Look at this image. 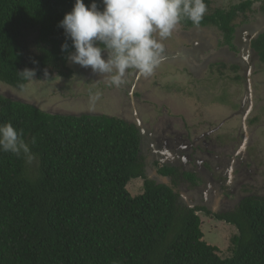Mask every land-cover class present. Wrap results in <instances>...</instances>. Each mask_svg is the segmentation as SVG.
<instances>
[{"label":"trees","instance_id":"obj_1","mask_svg":"<svg viewBox=\"0 0 264 264\" xmlns=\"http://www.w3.org/2000/svg\"><path fill=\"white\" fill-rule=\"evenodd\" d=\"M215 1L205 0L199 25L180 24L186 30L215 27L221 43L233 49L236 29L256 11L254 1ZM74 2L0 0V81L23 90L30 80L18 71L25 68H35L37 79L72 76L67 56L74 48L59 22ZM95 2L103 10L102 0ZM253 48L264 65V33ZM9 121L22 130L34 159L0 152V264H264V197L246 195L231 211L213 215L186 202L182 192L195 191V174L156 162L169 183L151 179V152L144 151L136 122L51 113L0 95V123ZM137 179L143 192L132 195L127 186ZM201 214L235 229L231 256L221 257L204 239Z\"/></svg>","mask_w":264,"mask_h":264},{"label":"rangeland","instance_id":"obj_2","mask_svg":"<svg viewBox=\"0 0 264 264\" xmlns=\"http://www.w3.org/2000/svg\"><path fill=\"white\" fill-rule=\"evenodd\" d=\"M238 1L240 0H218L214 4L227 6ZM255 4L260 6V3ZM257 18L256 11L246 15L245 21L237 29L239 33L236 41L242 51L238 47L231 49L221 45V41L214 38L217 37L214 29L194 27L186 30L184 27L180 28L181 24L178 23L171 40L162 41V59L167 60H161L151 76L145 77L130 70L125 76V82L116 87L108 83L107 76L93 73L90 67L84 68L69 62L73 70L69 78L49 73L42 79L30 80L23 90L0 81V95L34 104L51 113L109 115L136 122L142 128V136L146 139L143 148L147 153L154 146L151 130L154 131V137L160 138L165 137V132H161L167 125L173 126L176 131L189 132L188 137L196 130L210 132L207 135L208 144L197 153V157L201 155L209 159L203 150H217L216 159L224 161L225 164L219 173L226 170L228 175H233L232 180L236 182L244 179L240 186L244 187L245 196L255 194L264 197V65L256 61L254 64L257 66H252L253 71L246 75L244 69L234 70L230 61L232 55L235 59L244 57L246 61L249 60L251 49L247 44L248 39L243 37V30L248 28V31L255 32L261 26L264 29L263 17L259 19L262 24ZM205 40L209 45L203 44L202 54L195 57L197 52L192 53V45H198ZM215 51L228 54V57L222 58V68L212 65L215 58L208 63L204 62L210 56H215ZM179 55H185L186 58L182 59ZM194 60L195 70H192L190 65L193 66ZM244 67L248 68V65ZM237 76H241L239 80ZM193 126L197 129H192ZM193 145L199 149L203 144L199 142ZM240 145H243V149L238 153L236 150ZM216 159L213 158L212 161L216 162ZM199 167L200 165L196 168ZM149 177L159 181L153 172H150ZM210 178L216 182L221 181L218 175L206 171V187L203 190H212L217 197L220 191H217V186L212 187ZM127 188L132 195L141 194L143 181L131 180ZM233 192L223 193L229 199H235ZM191 197L198 198L199 195L195 192H182V198L186 202H190ZM221 198L225 199L224 196ZM201 218L204 223L201 226L204 239L219 248L221 257L231 256L229 237L235 233V229H230L222 222L210 221L203 214Z\"/></svg>","mask_w":264,"mask_h":264},{"label":"clouds","instance_id":"obj_3","mask_svg":"<svg viewBox=\"0 0 264 264\" xmlns=\"http://www.w3.org/2000/svg\"><path fill=\"white\" fill-rule=\"evenodd\" d=\"M253 1L259 14L261 6ZM102 3L103 10H100L95 0L88 6L84 0H75L72 10L65 13L59 26L74 48L67 56L68 61L107 76L108 83L116 87L125 82L130 70L151 76L162 59V41L171 37L182 19L199 25L207 11L205 0H102ZM206 29L216 31L215 27ZM68 47L65 42L61 50L67 51ZM18 73L24 81L34 80L36 69L25 68ZM0 152H10L27 162L34 159L22 130L10 121L0 123ZM157 178V182H161L160 175Z\"/></svg>","mask_w":264,"mask_h":264},{"label":"flooded vegetation","instance_id":"obj_4","mask_svg":"<svg viewBox=\"0 0 264 264\" xmlns=\"http://www.w3.org/2000/svg\"><path fill=\"white\" fill-rule=\"evenodd\" d=\"M261 1L264 0H256L257 3H261ZM260 17H263L264 19V13L260 12L258 14V18L256 19L258 22H260ZM254 23V22H253ZM251 23V24H253ZM250 24V25H251ZM260 24H262V22H260ZM264 24V23H263ZM249 25V26H250ZM259 27V26H258ZM261 31V32H260ZM221 35V37L218 35V33ZM248 31V28H245V30H243L244 36L245 38H247V44L249 46V48L251 50L250 51V57L248 58L249 60L246 61V59L244 57L240 58V59H235V56H230V61L232 64H240L242 67H244L246 64L248 65V70L244 71L246 72V74H249L250 71H253V69H251V67L253 66L254 68L257 66L256 61H259L260 63V58L257 55L255 49L253 48V41L256 40L262 33H264V29H258L255 32H251ZM260 32V33H259ZM214 35V32H212ZM217 38L223 40L222 37V33L216 28L215 31ZM236 35H235V40L234 43L238 46L239 50L242 51V48L239 46V44L237 43L236 39H237V30H236ZM195 42H198L195 41ZM195 42H193V44H195ZM206 44L209 45L207 43V40H205L203 43H200L198 45H192L191 51L192 53L197 52V55L202 54L203 49L202 45ZM235 45V46H236ZM228 48L229 45H226ZM222 48V47H221ZM227 49V48H226ZM217 52V51H215ZM215 56H210L207 60H205L204 62L208 63L210 59L215 58L214 63H212V65H217V66H221V68L223 67V57L226 56L228 57L226 52H221V53H216L214 54ZM182 59L185 58V56L183 55H179ZM163 60V59H161ZM167 59L163 60L166 61ZM196 64V60H194L193 62V66H195ZM231 64V67H232ZM201 65V63L199 64ZM191 68V67H190ZM246 68V67H244ZM193 70H195V68L193 67ZM244 119H246L244 117ZM152 129H155L152 128ZM192 129H197L194 126L192 127ZM141 134H142V128H140ZM165 132V137H154L153 133L154 131L151 130V135H152V139L154 142V146H153V150H150L151 152V162L149 164V166L147 167L148 169V173L150 176V172L153 169V174L157 177L160 174L158 173L156 167H154V164H156V162L159 164V166H164V165H178L180 167H182V170H187V171H191L195 174L196 180L195 183L197 184L196 189H195V193L199 195L198 198L195 197H191L190 201L191 202H195L198 203V205L205 207L206 212L210 215H213L215 212H223V211H231L232 209H234V207L238 204V202L245 196L243 193L244 187L240 186V184H242L245 180H241V181H233V175L229 173H226V170L224 171V173H219V171L221 170V168L224 169V161H221L220 159H216L218 157V155L216 154L217 150H206L204 149L203 152L206 153L205 155L209 156V159L203 158L201 155L199 157H197V153L201 152L200 150L203 148V146L207 145V135L208 133L210 134V132H200V130H196L193 132L192 135H195L194 137L189 136V132H185L183 130L181 131H176L174 130L173 126L171 125H167V127L163 128L162 132ZM248 137V134L246 133V138ZM245 138V140H246ZM146 139L142 136V147L144 145V141ZM194 142V143H193ZM199 142H202V146L198 149L197 147H195L193 144H197ZM214 149V147L212 148ZM243 149V145L239 147L238 150H236L238 153L241 152ZM226 153V152H225ZM227 154V153H226ZM237 154V153H236ZM225 156V155H223ZM216 159L214 161H212V159ZM196 159V160H195ZM198 164V165H194V164ZM228 163V161H227ZM234 164V163H232ZM240 164L245 165L243 161H240ZM200 165L199 168H196ZM234 167H236L235 165H233ZM225 169H227L225 167ZM206 171H211L212 175H214V173L216 175H218L221 178L220 182H216L213 178H210L209 181L212 184V187L217 186V191H220V193H218V196L216 197V194L213 195V191L212 190H207L204 191V187H206V183L204 182L205 180V174ZM204 172L205 174L202 175L201 173ZM228 175V176H227ZM186 180V179H185ZM226 182V183H225ZM227 187V188H226ZM181 188V187H180ZM224 191H234L233 192V196H235V199H229L228 196H226L223 192ZM192 191H188V193H190ZM193 192V193H194ZM218 198V200H215ZM221 196H224L225 199H222ZM220 201L222 203H220Z\"/></svg>","mask_w":264,"mask_h":264},{"label":"crops","instance_id":"obj_5","mask_svg":"<svg viewBox=\"0 0 264 264\" xmlns=\"http://www.w3.org/2000/svg\"><path fill=\"white\" fill-rule=\"evenodd\" d=\"M173 36H174V38H175V34H174ZM166 39L171 40L170 37H169V38H166ZM190 50H191V49H190ZM179 51H181L180 48H179ZM177 52H178V50H176V53H177ZM187 54H188V53H187ZM184 56H185V55H184ZM185 58H186V56H185ZM185 58H184V59H185ZM190 66L192 67L191 69L193 70V67H194V66H192V65H190Z\"/></svg>","mask_w":264,"mask_h":264},{"label":"water","instance_id":"obj_6","mask_svg":"<svg viewBox=\"0 0 264 264\" xmlns=\"http://www.w3.org/2000/svg\"><path fill=\"white\" fill-rule=\"evenodd\" d=\"M160 178H161L164 182L169 183V181H168V179H167L166 177H162V176H160Z\"/></svg>","mask_w":264,"mask_h":264}]
</instances>
